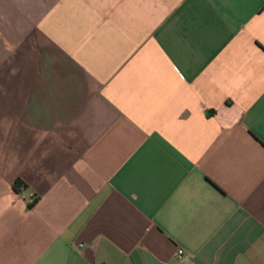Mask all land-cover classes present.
<instances>
[{
  "label": "crops",
  "instance_id": "0c3cea01",
  "mask_svg": "<svg viewBox=\"0 0 264 264\" xmlns=\"http://www.w3.org/2000/svg\"><path fill=\"white\" fill-rule=\"evenodd\" d=\"M0 264H264V0H0Z\"/></svg>",
  "mask_w": 264,
  "mask_h": 264
},
{
  "label": "built area",
  "instance_id": "2783aa9c",
  "mask_svg": "<svg viewBox=\"0 0 264 264\" xmlns=\"http://www.w3.org/2000/svg\"><path fill=\"white\" fill-rule=\"evenodd\" d=\"M20 196L28 203V205H34L37 202L38 196L33 191H28L26 188H23L20 191ZM178 257H182V252L178 253Z\"/></svg>",
  "mask_w": 264,
  "mask_h": 264
},
{
  "label": "trees",
  "instance_id": "16d2710c",
  "mask_svg": "<svg viewBox=\"0 0 264 264\" xmlns=\"http://www.w3.org/2000/svg\"><path fill=\"white\" fill-rule=\"evenodd\" d=\"M23 188H26V186L20 180H16L14 183V189L16 191H21ZM29 206L32 207L33 205Z\"/></svg>",
  "mask_w": 264,
  "mask_h": 264
}]
</instances>
